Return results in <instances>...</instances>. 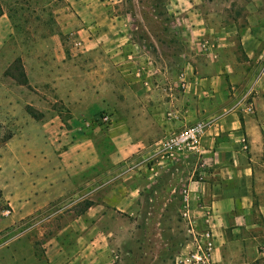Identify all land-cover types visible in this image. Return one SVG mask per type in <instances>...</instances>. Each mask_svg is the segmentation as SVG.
Returning a JSON list of instances; mask_svg holds the SVG:
<instances>
[{
  "label": "crops",
  "instance_id": "crops-1",
  "mask_svg": "<svg viewBox=\"0 0 264 264\" xmlns=\"http://www.w3.org/2000/svg\"><path fill=\"white\" fill-rule=\"evenodd\" d=\"M246 20L240 29L206 17L190 27L183 89L166 103L160 102L157 69L143 65L144 54L123 32L110 36L103 65L90 64L78 71V79L57 73L42 83L52 90L54 103L73 108L65 124L57 122L58 116L32 121L20 138L9 140L15 153L18 145L24 148L25 158L14 161L9 171V216L0 230L16 229L61 199L90 206L39 245L41 257L34 242L20 233L0 246V264H98L100 218L109 211L132 213L144 194L160 192L162 176L172 164L156 155L159 141L198 121L208 127L197 156L202 162L198 179L184 186L186 213L196 230L209 232L212 264L229 263L230 234L255 242L257 258L264 262V161L259 159L264 152V26L257 17ZM63 67L68 65L47 70ZM45 69L37 67L42 73ZM118 89L120 100L115 99ZM248 104L251 113L245 111ZM102 111L109 122L87 126L86 120ZM194 158L184 164L193 165ZM66 233L72 235L70 241L62 239ZM256 260L242 257L240 264Z\"/></svg>",
  "mask_w": 264,
  "mask_h": 264
},
{
  "label": "rangeland",
  "instance_id": "rangeland-1",
  "mask_svg": "<svg viewBox=\"0 0 264 264\" xmlns=\"http://www.w3.org/2000/svg\"><path fill=\"white\" fill-rule=\"evenodd\" d=\"M0 13V222L9 216V171L14 161L25 158L24 148L18 145L15 153L8 146L9 140L20 138L25 124L34 125L32 121L45 123L58 116L57 122L65 124L73 108L54 103L52 90L43 89L46 84L42 83L51 76L59 73L63 78L78 79V71L83 73L90 64L103 65L109 58L105 48L111 46L110 36L123 32L144 54L143 65L157 69L160 102L166 103L170 94L173 98L183 89L185 60L190 61L186 57L192 37L190 27L200 18L215 19L221 25L235 23L240 29L248 25L247 17H257L264 26V0H0ZM237 55L242 58L239 50ZM65 64L67 69L47 70L48 66ZM40 65L46 67L44 73L37 70ZM21 69L26 86L19 85ZM116 92L115 99L120 100L119 89ZM27 107L41 119L30 118ZM104 115L109 116L102 111L86 121L95 125V119ZM260 155L264 161V152ZM191 160L193 165L170 167L160 181L161 191L144 194L132 213H104L98 222L103 234V245L96 249L98 264H178V259L190 253L196 234L191 230L196 229L192 217L186 215L183 190L189 179H198V164H202L197 156ZM84 203L61 199L16 229L2 228L0 246L26 233L39 255V245L82 214ZM70 233L62 239L70 241ZM109 234L113 236L107 237ZM228 239L232 252L228 264H240L242 257L257 259L251 264H264L257 258L255 242L240 234H230Z\"/></svg>",
  "mask_w": 264,
  "mask_h": 264
},
{
  "label": "built area",
  "instance_id": "built-area-1",
  "mask_svg": "<svg viewBox=\"0 0 264 264\" xmlns=\"http://www.w3.org/2000/svg\"><path fill=\"white\" fill-rule=\"evenodd\" d=\"M204 47L209 48L210 45L205 42ZM245 111L251 113L252 105H246ZM170 116V113H167V117L170 118ZM108 118L109 116L107 115L97 117L95 124H107L109 122ZM87 126H92V124L87 122ZM207 127L208 124L206 122L198 121L173 132L169 131L159 141L156 155L161 161L170 163L172 166L184 164L190 157L201 154V140ZM197 231L191 230L192 233L196 232V234H193V237L195 236V244L190 253L178 259V264H212L210 258L212 249L210 234L207 231H201L200 233Z\"/></svg>",
  "mask_w": 264,
  "mask_h": 264
},
{
  "label": "trees",
  "instance_id": "trees-1",
  "mask_svg": "<svg viewBox=\"0 0 264 264\" xmlns=\"http://www.w3.org/2000/svg\"><path fill=\"white\" fill-rule=\"evenodd\" d=\"M1 15H2V14L0 13V16H1ZM20 76H21V80L19 81V85H20V86H26V85H27L26 76H25L24 72L22 71V69H21V74H20ZM26 113H27V115H28L30 118H32L33 120L38 121V120L41 119V115H37V112L34 111V109H32L31 107H27V108H26ZM83 203H84V202H83ZM84 205H85L84 210H86V209L90 206V203L86 202V203H84ZM84 210H83V211H84ZM41 256H42V253H40V254L38 255V257H41Z\"/></svg>",
  "mask_w": 264,
  "mask_h": 264
}]
</instances>
